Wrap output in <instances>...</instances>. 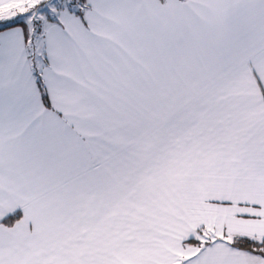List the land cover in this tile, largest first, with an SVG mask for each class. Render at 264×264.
<instances>
[{"label":"snow or ice","instance_id":"snow-or-ice-1","mask_svg":"<svg viewBox=\"0 0 264 264\" xmlns=\"http://www.w3.org/2000/svg\"><path fill=\"white\" fill-rule=\"evenodd\" d=\"M0 264H264V0H0Z\"/></svg>","mask_w":264,"mask_h":264}]
</instances>
